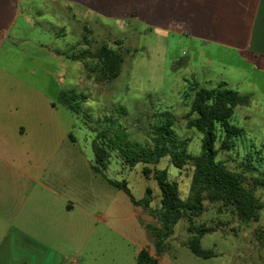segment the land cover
I'll return each instance as SVG.
<instances>
[{
  "label": "rangeland",
  "instance_id": "1",
  "mask_svg": "<svg viewBox=\"0 0 264 264\" xmlns=\"http://www.w3.org/2000/svg\"><path fill=\"white\" fill-rule=\"evenodd\" d=\"M197 13L193 0L185 5L181 0H0V119L13 127L26 118L32 134L23 139L22 150L41 165L43 181L59 189L65 185L89 212L81 224L84 243L72 244L73 261L135 264L137 253L146 249L160 264H264V189L253 191L263 206L256 222H241L231 207L205 201L203 213L179 220L166 240L168 248L156 254L154 235L148 233L159 228L154 211L160 194L152 173L166 169L185 201L192 164L178 171L164 159L129 168L112 152L104 177L125 181L135 200L149 190L147 209L133 206L123 191L91 170V142L101 128L112 126L146 146L150 126L165 111L172 116L177 139L188 142L190 154L199 155L201 135L187 127L191 116L183 94L194 81L205 89L215 87L220 74L229 81L219 68L202 70L199 51L214 56L217 64L232 60L219 50L201 48L194 39ZM102 45L123 58L110 83L100 80L90 56ZM236 83L231 80L226 87L253 93V98L234 109L229 123L242 136L234 150L220 151L218 160L250 181L257 172L245 168L244 158L252 155L256 168L264 161V79ZM61 92L85 98L78 104L79 114L58 101ZM73 220L78 228L77 214ZM190 224L213 230L200 246L214 257L197 258L184 246Z\"/></svg>",
  "mask_w": 264,
  "mask_h": 264
},
{
  "label": "trees",
  "instance_id": "2",
  "mask_svg": "<svg viewBox=\"0 0 264 264\" xmlns=\"http://www.w3.org/2000/svg\"><path fill=\"white\" fill-rule=\"evenodd\" d=\"M90 56L97 62L101 81L110 83L118 77L123 63L119 52L102 45ZM84 100V97L75 92H61L58 96V101L74 114H79L78 104L81 105ZM183 101L189 107L188 116H191L187 127L201 135L200 152L197 156L188 152L187 141L177 139L173 132L174 121L167 111L160 113L150 126V140L146 146L129 140L123 132L112 126L101 128L91 142V170L103 177L110 186L123 191L133 206L144 209L148 208L149 190H146L141 200H135L125 181L116 182L104 177L112 152L129 168L140 164L156 165L164 159L178 171L186 164H192L189 196L185 201L180 198L177 183L169 180L166 169H155L152 173L160 194L159 208L154 211L159 228L148 230L149 234L154 235L156 254L168 248L166 240L173 234L174 226L179 220H191L203 213L205 201L231 207L241 222H256L263 207L253 191L256 188L264 189V161H258L259 167L256 168L253 166L256 162L252 155L244 158L245 168L257 172L256 177L247 181L243 175L227 170L218 160V153L234 150L236 142L242 136V130L229 122L236 107L249 104V97L228 89L224 83L204 89L192 82L189 83L188 91L183 94ZM216 143H219L217 149ZM143 174L148 175L149 171L144 168ZM187 231L190 237L184 246L193 256L201 259L215 256L211 250H204L200 246L201 238L213 232L212 229L190 224ZM135 264L160 262L146 249H141L136 255Z\"/></svg>",
  "mask_w": 264,
  "mask_h": 264
},
{
  "label": "crops",
  "instance_id": "3",
  "mask_svg": "<svg viewBox=\"0 0 264 264\" xmlns=\"http://www.w3.org/2000/svg\"><path fill=\"white\" fill-rule=\"evenodd\" d=\"M188 1L192 0H181V4ZM193 1L199 14L194 39L201 48L219 50L232 60L217 64L202 49V70L226 71L229 81H222V74L217 76V84L226 86L231 80L239 86L263 81L264 0ZM236 92L252 102L253 93ZM25 119L13 127L0 119V264H81V259L70 258L76 250L72 244L84 243L81 224L89 212L65 185L59 189L43 181L41 165L22 150L23 139L32 134ZM76 214L78 228L73 220Z\"/></svg>",
  "mask_w": 264,
  "mask_h": 264
}]
</instances>
